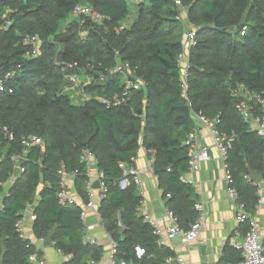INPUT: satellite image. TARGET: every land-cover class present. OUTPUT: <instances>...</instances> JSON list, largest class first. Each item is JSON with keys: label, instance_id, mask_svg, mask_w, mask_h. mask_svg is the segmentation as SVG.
<instances>
[{"label": "trees", "instance_id": "16d2710c", "mask_svg": "<svg viewBox=\"0 0 264 264\" xmlns=\"http://www.w3.org/2000/svg\"><path fill=\"white\" fill-rule=\"evenodd\" d=\"M77 5L91 7L104 19L71 16ZM5 16L9 24L0 26V76L12 72L6 80L12 92L0 91V126L15 139L0 134V264H33L30 255H41L15 226L29 206L36 237L58 224L52 240L70 255L61 264L100 260L102 246L83 241L82 208L57 202L60 171L73 176L77 192L89 201L84 149L107 189L98 208L101 225L107 232L119 223L123 228L115 259L164 264L171 251L154 247L153 229L137 212L142 197L132 176L124 174L125 166L134 168L141 148L151 152L159 185L169 196L167 206L187 228L186 220L196 217V199L179 170L188 169L184 140L198 114L215 121L218 132L233 135L224 161L228 185L236 191L235 202L255 212L258 186L247 177V166L264 180V138L239 105L246 104L253 117L264 114L255 97L264 91V0H181V5L174 0H0V24ZM28 36L40 41L38 55L26 54ZM120 63L129 67L117 70ZM70 76L89 79L78 86L86 99L66 91ZM127 80L138 85L125 88ZM114 95L120 99L116 105ZM27 134L40 136L43 148L25 150L19 137ZM16 153L23 156L20 167L10 159ZM123 179L129 184L122 188ZM135 246L145 249L142 258L136 257ZM223 260L238 264L240 250L226 244Z\"/></svg>", "mask_w": 264, "mask_h": 264}, {"label": "crops", "instance_id": "0c3cea01", "mask_svg": "<svg viewBox=\"0 0 264 264\" xmlns=\"http://www.w3.org/2000/svg\"><path fill=\"white\" fill-rule=\"evenodd\" d=\"M182 17L185 18L183 15ZM184 22L187 24L186 18L184 19ZM180 62L182 66L186 65V51L182 54ZM87 80L89 81V79L84 77L80 79V81ZM66 91L71 94V96L78 98L79 100H84L88 97L82 94L79 87L72 84L66 89ZM249 124L254 130H257L259 127L258 122H256L254 119L250 120ZM194 128L197 131L200 144L207 147L209 154V159L201 162L198 169L190 170L188 168L185 172H183V174H180L182 175L183 182L189 184L192 187L195 193V204L201 203L205 207V218L194 242L185 243L178 236L174 238H169L167 236L165 230L170 224V219L168 217V211L170 209L167 206L166 201L169 196L164 195V191L159 185L158 177L154 172L153 154L141 148L134 159V168L139 172L141 178V185L137 187V192L142 197V199L137 208V212L139 216L144 218V221L145 218L156 221L158 227L161 229L160 234L155 235L153 233L156 237L154 247L157 249L166 247L171 251V255L165 258L164 264H223L225 245L228 244L240 250L238 243L241 241L242 236L248 229V222H243L237 225L235 221L238 204L234 199L229 197L227 170L225 168L224 160L222 159L221 154L214 143L210 128L207 124L197 119V117H195ZM15 164L17 167H20V165L18 166L17 163ZM99 172L100 171L97 169L93 158L88 166V174L91 176L92 182L96 180V176L99 174ZM247 177L249 178L248 173ZM61 179L64 181V184L68 190V202L70 204L80 206L82 209L85 208L86 202L77 192L73 176L66 173V175ZM125 181V186H127L129 181L127 179H125ZM12 182L8 181L7 179V181L4 183L5 191L12 184ZM258 185H260V189L257 191L259 199L255 212L252 214V216L257 223L258 232L262 241L264 238V180L261 179L257 186ZM42 186V184L38 186L39 195H41L40 192L43 190ZM92 190L94 194V205L92 208L86 209V215L83 219V225L85 227V236L83 237V241L85 238H92L94 242L91 244L96 243L103 248V255L100 260L93 261L92 264H110V245L111 242L115 241H113L110 237L111 232L105 231L101 225L98 212L101 198L98 195V189ZM88 194L90 197L89 188ZM1 206L2 200L0 199V207ZM33 215V206H29L23 212L21 225L24 238L34 243L41 252L40 256L34 253L37 255V259L33 264H61L69 259L70 255H64L61 253L55 247L53 240H46L45 236L42 238L36 237L33 231ZM190 222L191 221L186 220L187 228L189 227ZM119 227L122 228L120 223ZM115 243L117 246L118 242ZM168 258L172 259L170 263L167 262ZM130 263L132 262L127 264Z\"/></svg>", "mask_w": 264, "mask_h": 264}, {"label": "built area", "instance_id": "2783aa9c", "mask_svg": "<svg viewBox=\"0 0 264 264\" xmlns=\"http://www.w3.org/2000/svg\"><path fill=\"white\" fill-rule=\"evenodd\" d=\"M176 4L181 5V0H174ZM77 15H84V16H89L92 19L96 21H101L104 19V16L98 13L97 11L93 10L91 7L86 6V5H77L73 11L71 16H77ZM3 24L1 25H6L9 24L8 17H4ZM193 32H189L187 35L188 40H193ZM24 43L29 45V49L26 52L28 56H35L39 54V47H40V41L36 36H28L24 39ZM182 57V55H181ZM181 60V58H180ZM129 66L126 63H120L117 65L116 69L117 70H125ZM12 75L11 71H6L3 75L0 76V91H5L8 90V92H12L11 88L7 87L6 85V80ZM183 75H186V65L183 66ZM68 80L71 82L72 85L74 86H79L80 85V79L75 77V76H70ZM138 85V82L126 81V86L125 88H129L131 86L136 87ZM126 92H123L122 95H125ZM255 97L259 100L261 103L263 110H264V91H262L259 95H255ZM120 102V99L117 95L113 96L112 103L114 105L118 104ZM239 109L242 111L243 116L247 120H255L258 122L259 127L257 128V133L264 138V114L261 117H253L249 113V107L241 103L239 105ZM196 115V114H195ZM197 119L200 121L204 122L205 124L208 125L210 128V131L213 135L214 143L217 146L222 159L225 161L226 159V154H227V148L230 146L231 141L233 140V135H227L224 133H220L216 130L215 128V121L207 120L201 115H196ZM0 134L4 135L6 139L8 140H14L15 136L14 134L8 130L7 127L5 126H0ZM19 142L22 145V147L27 150L32 147H40L43 148L44 142L40 136L37 134H27V135H22L19 137ZM184 144L187 145L188 147V168L190 170H196L199 168L201 162L209 159V154L207 147L200 144L199 139H198V134L195 128L187 135V137L184 140ZM82 160L86 161L88 166L93 160V156L90 153L88 149H84L82 151ZM11 161L14 163H20L21 160L23 159V156L19 153L13 154L10 156ZM226 168V166H225ZM59 174H61V178L66 175L64 171H60ZM124 174L132 176V180L134 184L138 187L141 185V178L139 175V172L135 168H129L128 170L125 169ZM16 173H11L8 177V181L12 182L15 178ZM89 181H88V187L90 190V199L89 201L85 204V208L82 209L80 213V219L83 220L86 215V209L92 208L93 207V190L90 188L91 186V176L88 174ZM96 180H99L100 182V188L98 189V195L100 198H103L106 193V187L103 183V173L99 172V174L96 176ZM229 174L227 172V183H229ZM125 179L120 181V186L124 187L125 184ZM61 188L57 193V202L61 205H64L69 201V196H68V190L64 184V181H61ZM258 189H260V185H258ZM228 194L229 197L232 199H236V191L232 187L228 185ZM195 211H196V218L189 223V227L187 229L183 228L179 222L177 221L174 213L172 211H168V217L170 219V224L166 228V234L169 238H174L176 236L180 237L181 240L185 243H190L194 242L197 238V234L199 229L202 226L203 220L205 218V207L201 203H196L195 204ZM35 215L32 216V219H35ZM145 221L150 224V226L153 229V233L160 234L161 229L158 227V224L156 221L145 218ZM237 225L241 224L243 222H248V229L246 233L242 236L241 241L238 243V247L241 250V260L238 264H264V247L262 245L261 237L258 232V226L253 218L252 214H249L244 211L242 205H238L237 208V214H236V219H235ZM21 225H22V219H18L15 223V226L20 234L21 237H24V234L21 230ZM84 242H89L93 243L94 240L92 238H85ZM116 250V243L111 242L110 245V250H109V263L110 264H127V262L121 260L117 262L114 258V253ZM135 254L137 258H142L145 255V249L142 248L141 246H135ZM37 259L36 254H32L29 257V260L31 263H34V261ZM171 258L167 259V262H171Z\"/></svg>", "mask_w": 264, "mask_h": 264}, {"label": "water", "instance_id": "95a60500", "mask_svg": "<svg viewBox=\"0 0 264 264\" xmlns=\"http://www.w3.org/2000/svg\"><path fill=\"white\" fill-rule=\"evenodd\" d=\"M188 10H189V7H185V8H184V11H185L186 13L188 12ZM17 165L19 166L20 164L17 163ZM125 169L128 170V169H129V166L126 165V166H125ZM179 173H180V174H183V171H182V170H179ZM247 173H248V175H249L250 180H251L255 185H257V184L261 181V179H262V175L259 174L257 171L253 170L252 168H250L249 166H247ZM91 188H92V189H99V188H100V182H99V180H95V181H93V182L91 183ZM42 193H43V190L40 192V194H42ZM57 227H58V224H55V225H54V226L48 231V233L45 235V239H46V240H52L53 235H54V233H55ZM122 231H123V229H122L121 227H119V228L113 230V231L110 233V237H111V239H112L113 241H115V242H120V241H121ZM130 264H132V263H130Z\"/></svg>", "mask_w": 264, "mask_h": 264}]
</instances>
